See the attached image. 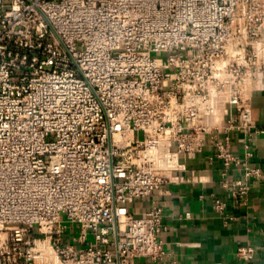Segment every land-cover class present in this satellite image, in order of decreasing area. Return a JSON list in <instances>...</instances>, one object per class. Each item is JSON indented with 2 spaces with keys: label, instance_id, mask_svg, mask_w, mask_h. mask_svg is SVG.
I'll use <instances>...</instances> for the list:
<instances>
[{
  "label": "built area",
  "instance_id": "1",
  "mask_svg": "<svg viewBox=\"0 0 264 264\" xmlns=\"http://www.w3.org/2000/svg\"><path fill=\"white\" fill-rule=\"evenodd\" d=\"M254 89L264 0H0V264L161 260L162 208L132 204L205 147L244 201Z\"/></svg>",
  "mask_w": 264,
  "mask_h": 264
},
{
  "label": "crops",
  "instance_id": "2",
  "mask_svg": "<svg viewBox=\"0 0 264 264\" xmlns=\"http://www.w3.org/2000/svg\"><path fill=\"white\" fill-rule=\"evenodd\" d=\"M251 116L259 132L252 140L250 162L261 169V175L250 179L244 201H237L221 184L223 164L205 147L186 160L184 181L154 191L136 200L131 211L136 216L159 206L163 210L164 228L160 238L165 255L149 264H264V89H254L250 101ZM232 147L242 155L241 135L234 134ZM228 175L244 178L241 168H231ZM225 203L222 210L215 200ZM77 228L68 229L65 237ZM239 245L254 248V257H237Z\"/></svg>",
  "mask_w": 264,
  "mask_h": 264
}]
</instances>
